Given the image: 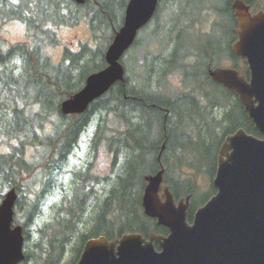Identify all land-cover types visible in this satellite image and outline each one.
Segmentation results:
<instances>
[{"label": "trees", "instance_id": "16d2710c", "mask_svg": "<svg viewBox=\"0 0 264 264\" xmlns=\"http://www.w3.org/2000/svg\"><path fill=\"white\" fill-rule=\"evenodd\" d=\"M195 1L202 17L193 15L179 24L174 19L183 16L186 0H160L150 22L158 20L165 8L174 24L164 20L144 43L136 36L128 49L138 48L131 58L133 72L125 66L127 50L121 58L123 79L84 113L64 115L61 103L83 87L88 75L105 68L104 53L122 25L128 0H84L82 4L0 0V25L16 22L26 31L25 43L0 42V112L9 109L6 99H14L10 116H0V148H6L0 151V192L6 188L17 193L14 211L15 217L23 214L22 226L39 215V207L54 190L63 188V168L89 133L88 161L71 172L70 197L66 194L64 204L53 207L52 238L43 264H58L77 232L70 264L90 238L117 241L128 233L144 238L167 235V229L146 217L141 207L145 177L160 169L175 201L188 198L190 223L195 211L215 194L211 181L225 138L238 129L260 137L234 94L208 74L232 61L233 68L247 77V69L238 66L231 52L236 38L233 0ZM243 1L253 12L264 9L258 0ZM81 23L88 27L90 40L75 50L65 47L58 62H52L44 50L59 46L57 30ZM192 38L201 41L199 46ZM15 60L21 66L11 64ZM25 97L26 102L19 104L17 99ZM29 147L35 155L26 160ZM99 154L110 160L113 177L93 174L89 158ZM206 174L208 185L203 181ZM108 180L109 188L99 195L94 185ZM86 182L93 187L86 189ZM83 224L86 231L80 233L78 226ZM28 260L25 253L22 263Z\"/></svg>", "mask_w": 264, "mask_h": 264}, {"label": "water", "instance_id": "95a60500", "mask_svg": "<svg viewBox=\"0 0 264 264\" xmlns=\"http://www.w3.org/2000/svg\"><path fill=\"white\" fill-rule=\"evenodd\" d=\"M158 1L128 0L122 26L104 54L106 67L87 76L84 86L61 103L62 114H82L123 79L120 59L152 18ZM231 7L237 24L231 52L245 60L248 78L233 68H215L209 76L237 97L260 138L243 129L225 138L212 181L216 194L190 224L188 200L175 202L167 187L161 190L163 171L147 176L143 213L165 227L167 235L144 239L129 233L111 242L103 236L92 238L76 264H264V11L252 14L242 0H234ZM16 198L11 189L0 203V264L24 260L21 227L11 228Z\"/></svg>", "mask_w": 264, "mask_h": 264}, {"label": "rangeland", "instance_id": "374dc122", "mask_svg": "<svg viewBox=\"0 0 264 264\" xmlns=\"http://www.w3.org/2000/svg\"><path fill=\"white\" fill-rule=\"evenodd\" d=\"M260 1L264 7V0H258ZM187 3L184 2V13L183 16L181 17H176L175 19L168 13L165 8L162 10L161 17L154 21V22H149L148 26L141 31L140 33L137 34V40H139V43H144L148 37H152V33L156 31V27H160L161 23L164 20H169L171 21L172 24H174V20H176V23L181 24L182 21H186L187 18L195 15V17H202V13H198V2L195 0H186ZM262 10V9H259ZM264 10V9H263ZM174 19V20H173ZM178 29V28H177ZM189 29H192L189 27ZM190 33V30H189ZM187 33V34H189ZM58 38H59V46L57 48L53 47H46L44 52L45 54L51 59L52 62H58L61 56L62 50L66 48H70L72 50L77 49L79 43H85L86 41L90 40V32L86 24L81 23L78 26L72 27V28H60L57 30ZM176 34V32L174 33ZM186 35V33H185ZM195 37V35H193ZM186 39V38H185ZM185 39L183 41H185ZM3 41L5 42L8 46L9 44H22L26 42V31L23 25L17 24L16 22H5L3 25H0V42ZM192 43L196 44L199 46L201 41H197L196 39L192 38ZM186 43V42H185ZM214 45V44H212ZM215 46V45H214ZM213 46V47H214ZM99 48L102 50L103 45H100ZM129 51V50H128ZM127 52V51H126ZM138 52V48L136 49H130L128 53V57L126 60V69L128 72H133V67L131 65V58H133ZM125 54V53H124ZM238 66L247 69V65L243 59H237ZM11 64H16L18 66H21V62L15 60L12 61ZM222 67H233L232 61L229 63H225V65H222ZM21 71V69H19ZM240 73V71H239ZM20 103L23 104L26 102L27 98L25 97L24 99H17ZM45 101H48L49 99H43ZM6 104H9V109L6 112L1 113L0 116H4V118H8L10 116V111L14 107V99H6L5 100ZM42 108L36 109L37 112H40ZM220 114L219 110H216V115ZM53 120V116L51 117ZM0 128H1V122H0ZM90 129V128H89ZM88 132V131H87ZM87 132L83 135L81 141L82 143L80 144L81 149H78L74 155H72L66 166L63 168V172L65 173V183L63 185V188H58L53 191V194H50L46 201L41 205L40 208V213L33 219H31L26 225L22 226L25 219L23 217L22 213H19L17 215L18 218V223L14 221L16 225H20L23 227V232L25 233L24 235V242H23V252L24 254L26 253L29 257L28 262L21 263V264H43V260L47 258V252L49 250V242L51 240V232L53 230V225L51 221L54 216V209L53 207H58V205L64 204L63 203V198L67 194V198L70 197V181L73 179L72 173L74 171H78L79 168L85 166V162L88 161L87 157V151L89 150L88 148V138H89V133ZM0 151L5 152L6 148L2 147L0 148ZM26 160H31L34 155H35V149L33 147H29L26 149ZM103 158V159H102ZM107 158V157H106ZM89 159H92L93 165H92V170L93 174L95 176H98L100 178L104 176H110L113 177L114 174H112V171L110 170V160L107 158L105 160V155L99 154L95 157H90ZM116 169H114L115 172ZM25 179V176H22ZM203 181L205 185H208L209 181V174H206L203 176ZM70 182V183H69ZM111 181H105L102 182L99 185H94L95 190L99 192V195H103L104 191H106L109 186ZM66 183L68 185H66ZM89 185V187H88ZM38 186V185H37ZM93 187V184L91 183H85V188L88 189L90 187ZM25 187V186H24ZM6 188L0 192V195L3 196L4 193L6 192ZM23 190L22 194H20L21 197H23ZM1 201V199H0ZM28 221V219L26 218ZM78 231L81 233L83 231H86L85 225H80L78 226ZM77 234L76 236L72 238V240L65 246L64 253L62 255V258L58 264H70L71 262V257L72 253L70 252L71 249H73L74 245L77 243ZM78 243H80L78 241ZM84 245V244H83ZM41 246L42 249L41 250ZM83 248V246H82ZM81 251L78 255V258L82 252ZM77 258V260H78ZM76 260V261H77ZM76 263V262H75ZM74 263V264H75Z\"/></svg>", "mask_w": 264, "mask_h": 264}]
</instances>
